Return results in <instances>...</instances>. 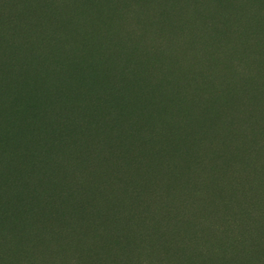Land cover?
I'll use <instances>...</instances> for the list:
<instances>
[{
  "label": "trees",
  "instance_id": "16d2710c",
  "mask_svg": "<svg viewBox=\"0 0 264 264\" xmlns=\"http://www.w3.org/2000/svg\"><path fill=\"white\" fill-rule=\"evenodd\" d=\"M54 2L0 0V39L5 33L15 34L28 23L41 4ZM74 2L80 4L81 0ZM219 2L227 9L232 24L241 15H249L253 21L259 16H254V6H249L248 0ZM178 3L181 12L190 9L191 47L195 48L201 43V38L197 37L200 15L203 10L209 12L211 4L207 0H179ZM117 24V29L110 32L122 31L126 26L122 19ZM234 29L239 31L237 27ZM152 36L155 42L162 44L154 46L158 50L146 63L145 72L133 77L128 74L126 79L117 74L113 77V82L123 83L119 93L114 95L118 111L113 131L116 124L120 125L121 131L120 137L109 136L105 142L111 149L110 158L116 163L107 164L97 172L99 180L95 190L70 196L74 201L72 216L83 226L93 202L104 201L111 206L104 207L102 219L110 222L112 209L121 202L122 195L138 210L141 222L155 240L156 258L148 260L147 264H264V114H249L237 119L234 113L228 123L234 128L232 136L218 137L217 129H212L210 121L202 114L200 107L203 105L199 99L186 98L176 84L177 79L173 78L172 67L165 64L166 37L157 30ZM147 50L154 49L135 48L128 55V69H132ZM204 61V56L197 52L195 65L187 73L196 74L206 66ZM161 95L170 99L165 107L159 100ZM249 95L246 90V97ZM261 101L264 107V99ZM236 114L240 112L236 111ZM103 119V113H93L89 124H96L98 129ZM222 127L220 125L219 129ZM90 133V128L84 132L73 129L69 133L87 136L83 144L73 140L79 157L85 160L101 144V138ZM106 173H111L112 179L103 182L108 180ZM52 211L54 214L49 218L52 227L70 226L62 212ZM235 235H241L249 242L243 253L233 242ZM130 245L131 242L126 247ZM78 264L143 262L100 260L90 255Z\"/></svg>",
  "mask_w": 264,
  "mask_h": 264
},
{
  "label": "clouds",
  "instance_id": "9594fccd",
  "mask_svg": "<svg viewBox=\"0 0 264 264\" xmlns=\"http://www.w3.org/2000/svg\"><path fill=\"white\" fill-rule=\"evenodd\" d=\"M125 24L107 32L105 18L87 14L74 0H55L0 39V264H78L90 255L147 264L156 258L154 238L122 195L110 222L102 219L111 206L104 201L93 202L83 226L72 216L70 196L95 190L97 172L116 163L105 138L120 137L119 124L113 131L117 93L97 80L92 45L109 49L117 73L124 70L120 54L140 35L135 13ZM93 113L104 114L98 129L89 124ZM88 128L101 144L85 160L73 140L83 144L87 136L69 133ZM53 209L70 226L52 227ZM233 242L241 253L249 243L241 235Z\"/></svg>",
  "mask_w": 264,
  "mask_h": 264
},
{
  "label": "rangeland",
  "instance_id": "374dc122",
  "mask_svg": "<svg viewBox=\"0 0 264 264\" xmlns=\"http://www.w3.org/2000/svg\"><path fill=\"white\" fill-rule=\"evenodd\" d=\"M207 1L212 8L210 7L209 12L203 10L200 15V31L197 37L201 38V43L195 48L191 47L193 39L190 9L181 12L179 0H81L80 5L87 14L105 18L104 27L109 32L117 29L120 19L126 21L128 13H135L136 22L140 25V35L132 41L131 51L120 54L125 68L119 73L113 66L114 53L103 46L97 51V45L93 43L92 47L98 61L99 82L104 84L109 78L107 85L118 94L123 83L118 80L113 82L114 75L126 79L128 74L133 77L137 73H144L146 63L158 50L154 46L162 44L161 41L155 42L152 32L161 31L166 37L165 64L172 67L173 78L177 79L176 84L181 87L186 98L191 101L199 99L203 105L200 107L202 114L210 121V127L217 129L218 137L232 136L231 131L234 128L228 125L230 115L234 116L235 113L238 119L249 114H264L261 101V98L264 99V0L255 2L248 0L249 6H254V16L259 15L255 21L249 18V15H241L235 24L229 21L227 9L220 5L219 0ZM39 10L34 11L33 17ZM162 14H165L163 18ZM234 27L239 31L237 32ZM187 33L188 35L183 36ZM141 47H152L154 50H147L140 55L137 64L129 73L128 55L135 48ZM192 50L195 52L192 53ZM229 50L230 52L226 54ZM197 52L199 56H204L206 66L199 69L196 74L187 73L195 65ZM182 79L189 80L193 85L183 83ZM101 90L107 91L103 88ZM246 90L250 92L249 97H246ZM112 98L116 100L115 96ZM249 99L252 100L247 103ZM159 100L165 107L170 99L161 95ZM239 102L242 105H238ZM236 111L240 114H236ZM220 125L223 126L221 129ZM106 174L108 180L103 182L112 179L111 173Z\"/></svg>",
  "mask_w": 264,
  "mask_h": 264
}]
</instances>
